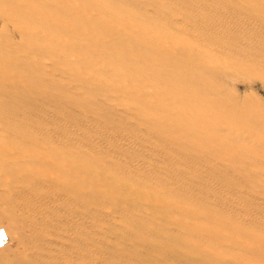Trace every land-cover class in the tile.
I'll use <instances>...</instances> for the list:
<instances>
[{"label": "bare ground", "instance_id": "6f19581e", "mask_svg": "<svg viewBox=\"0 0 264 264\" xmlns=\"http://www.w3.org/2000/svg\"><path fill=\"white\" fill-rule=\"evenodd\" d=\"M0 264H264V0H0Z\"/></svg>", "mask_w": 264, "mask_h": 264}, {"label": "built area", "instance_id": "2783aa9c", "mask_svg": "<svg viewBox=\"0 0 264 264\" xmlns=\"http://www.w3.org/2000/svg\"><path fill=\"white\" fill-rule=\"evenodd\" d=\"M7 242L8 239L5 232L2 229H0V248L6 246Z\"/></svg>", "mask_w": 264, "mask_h": 264}]
</instances>
